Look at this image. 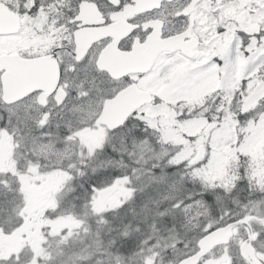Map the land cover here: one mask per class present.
I'll return each instance as SVG.
<instances>
[{"label": "snow or ice", "instance_id": "1", "mask_svg": "<svg viewBox=\"0 0 264 264\" xmlns=\"http://www.w3.org/2000/svg\"><path fill=\"white\" fill-rule=\"evenodd\" d=\"M0 264H264V0H0Z\"/></svg>", "mask_w": 264, "mask_h": 264}]
</instances>
